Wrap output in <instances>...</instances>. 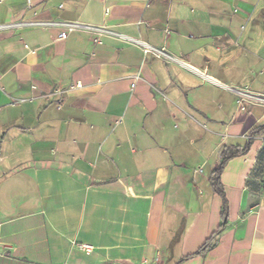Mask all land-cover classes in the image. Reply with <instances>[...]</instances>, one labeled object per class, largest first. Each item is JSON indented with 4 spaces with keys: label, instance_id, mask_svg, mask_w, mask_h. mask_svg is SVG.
Wrapping results in <instances>:
<instances>
[{
    "label": "crops",
    "instance_id": "0c3cea01",
    "mask_svg": "<svg viewBox=\"0 0 264 264\" xmlns=\"http://www.w3.org/2000/svg\"><path fill=\"white\" fill-rule=\"evenodd\" d=\"M23 21L54 23L0 30V264H264V0H0Z\"/></svg>",
    "mask_w": 264,
    "mask_h": 264
},
{
    "label": "trees",
    "instance_id": "16d2710c",
    "mask_svg": "<svg viewBox=\"0 0 264 264\" xmlns=\"http://www.w3.org/2000/svg\"><path fill=\"white\" fill-rule=\"evenodd\" d=\"M263 133H264V123L262 125L255 126L250 131V134L252 136H261V135H263ZM247 145L248 146L245 147L242 151L236 150L234 152H231L230 150H226L225 149L222 162L219 164L218 167L215 168V170L212 171L211 177H210V185L212 187V190H214L218 194H221L222 199H223V201H222V205L223 206H222V211H221V220H222V222L219 225V227L210 234V236L198 248V250L196 252H194L191 255H188V256L182 258L181 260H183L185 258L192 257L193 255L205 254V253H207V251H209V249L213 248L216 245L221 230L226 226V224L228 222L227 218H228V211H229V205H228V201H227V198H226V195H225V191L223 190V187H222V184H221V175L220 174H221V171H222L224 165L226 164V162L231 157H234V155L246 152L248 150V148L250 147V141L248 142Z\"/></svg>",
    "mask_w": 264,
    "mask_h": 264
},
{
    "label": "built area",
    "instance_id": "2783aa9c",
    "mask_svg": "<svg viewBox=\"0 0 264 264\" xmlns=\"http://www.w3.org/2000/svg\"><path fill=\"white\" fill-rule=\"evenodd\" d=\"M54 22H41V21H37V22H32V21H23L22 23H17V22H11V23H7V24H0V30L1 29H7V28H15V27H22V26H37V25H52ZM62 25H64L66 28L68 29H75L80 27V25L77 22H67V23H63ZM86 28L89 29H93V27L90 26H86ZM68 35V31H63L60 33V37L61 38H66ZM158 53L163 54L162 51H158ZM75 244L78 246V248L85 252L88 253L90 251H92L94 249V246L87 243V244H78L75 242Z\"/></svg>",
    "mask_w": 264,
    "mask_h": 264
}]
</instances>
